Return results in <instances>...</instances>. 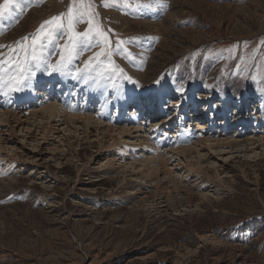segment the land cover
Returning <instances> with one entry per match:
<instances>
[{"label":"rangeland","instance_id":"obj_1","mask_svg":"<svg viewBox=\"0 0 264 264\" xmlns=\"http://www.w3.org/2000/svg\"><path fill=\"white\" fill-rule=\"evenodd\" d=\"M71 2L20 0L0 45ZM104 3L122 74L76 71L96 46L54 71L65 35L27 87L0 89V264H264V0Z\"/></svg>","mask_w":264,"mask_h":264},{"label":"snow or ice","instance_id":"obj_2","mask_svg":"<svg viewBox=\"0 0 264 264\" xmlns=\"http://www.w3.org/2000/svg\"><path fill=\"white\" fill-rule=\"evenodd\" d=\"M28 2L31 4L32 0H28ZM119 2L120 0H112V5ZM112 5L108 3V0H105V7ZM14 9L20 12L24 11L20 0H3L0 3V19L11 16ZM97 16L93 0H72L66 12L43 21L36 34L22 37L15 42L14 47L0 45V48H9L7 57L4 53H0V89L7 87L10 91L18 92L27 87L30 78L35 75L34 67L39 68L41 63H46L43 57L44 49L58 39L64 38L65 35L67 41L64 50L59 53L60 58L56 64L50 65L54 71L66 70L76 57L96 46L100 48V51L94 52L88 60L84 61V68H77L76 71L80 73L96 72L98 77H103L107 73L108 79H111L117 72L122 74L123 70L115 67L111 57L113 49L121 48L126 42L118 36L113 42L109 35L112 30L104 29L96 20ZM81 22L88 24L84 32L76 31V26ZM112 36H116V34L112 33ZM29 40L30 44L27 43ZM20 53L23 55L21 56ZM101 57L104 59L102 60ZM105 63H107V67L104 66ZM178 91H182V89H178Z\"/></svg>","mask_w":264,"mask_h":264},{"label":"bare ground","instance_id":"obj_3","mask_svg":"<svg viewBox=\"0 0 264 264\" xmlns=\"http://www.w3.org/2000/svg\"><path fill=\"white\" fill-rule=\"evenodd\" d=\"M54 74H56L55 76H53V77H56L57 78V75H58V73H54ZM89 74H92V73H89ZM95 75V74H94ZM60 76V75H59ZM53 77H52V80H53ZM88 77H89V75H88ZM92 77V76H91ZM94 77V76H93ZM98 77V76H97ZM96 78V77H95ZM95 78H91V79H95ZM83 81V80H82ZM50 82H51V80H50ZM60 82V81H59ZM62 82H64V81H62ZM66 82H64L63 83V87H67V85L65 84ZM85 83V84H84ZM83 84L84 85H90L91 84V80L90 79H87V80H85V82H84ZM123 83H125V82H123ZM97 84V83H96ZM110 84V83H109ZM119 85H120V83H119ZM71 86V85H70ZM121 86H123V85H121ZM59 87H61V85H60V83H59ZM84 87V86H83ZM74 87L72 86V87H70V93L71 94H73V93H75V92H73L72 91V89H73ZM66 89V88H65ZM101 89V88H100ZM59 90V89H58ZM78 89L76 88V91H77ZM87 90H89V91H96V87H92L91 88V86H89L88 88H87ZM25 91L27 92V89H25ZM99 91V90H98ZM101 91V90H100ZM40 92V91H39ZM104 92V91H103ZM40 94V93H39ZM67 94H69V92L67 93ZM83 94H87V93H83ZM92 94H93V92H92ZM101 94H103L102 93V91L101 92H97L96 94H95V96H97V98H99V99H101ZM70 95V94H69ZM75 95V94H74ZM88 95V94H87ZM159 95V94H158ZM67 96V95H66ZM103 96H104V94H103ZM160 96V95H159ZM69 97V96H68ZM67 97V98H68ZM94 98H96V97H94ZM104 98V97H103ZM153 98V97H152ZM74 99H78V97L76 96V98H73V97H70V100H71V102H72V100H74ZM85 99H88L87 101H89V100H91V96H88L87 98H85ZM134 99V98H133ZM109 101V100H108ZM136 101V100H135ZM74 102V101H73ZM126 102V101H125ZM103 103V102H102ZM150 103V102H149ZM239 104V103H238ZM237 104V105H238ZM54 105V104H53ZM52 104H47V105H45V106H43V108H41V110H39L40 112V115L39 116H42V117H40L41 118V120L43 119V118H47V119H49V118H52V116L54 115V112H55V110H56V107H55V105L53 106ZM216 105H218L219 106V108H220V110L221 109H224V108H226L225 107V102H223V104L221 105V104H216ZM189 107V106H188ZM209 107V106H208ZM136 108V107H135ZM206 108V107H205ZM228 108V107H227ZM234 108H235V111H234ZM234 108H233V113H236V116H239L238 115V113H239V111H242L241 109H240V104H239V106H234ZM107 109V108H106ZM105 109V110H106ZM150 109V108H149ZM58 110V109H57ZM225 110V109H224ZM63 110H58L57 111V113L59 114V116L61 115L62 116V114H60L61 112H62ZM213 111V110H212ZM228 111V110H227ZM66 112V111H65ZM5 114V113H4ZM7 114V113H6ZM34 114H35V112H34ZM64 114V113H63ZM68 114V113H67ZM169 114V113H168ZM209 114V113H208ZM228 114H229V112H228ZM228 114L226 113L225 114V116H224V120H221V121H219V123L220 122H223V123H225V124H227V120L226 119H229L230 117H232V120H230V121H236V116H233V114H230L229 116L230 117H228ZM7 115H9V114H7ZM10 115H13L14 116V121H16L17 123H20L22 120H20L21 118L19 117H16V113H14V112H12ZM261 115V114H260ZM37 116V115H36ZM59 116H58V118H59ZM65 116H66V114H65ZM65 116H62L61 117V119L62 120H64V118H66ZM72 116H75V114H69L67 117L69 118V120H71L72 119ZM77 116V118H79V117H81V115H76ZM85 116V118L83 117V119H85V121H90L91 119H92V115H90V114H87V115H84ZM223 116V115H222ZM5 118V117H4ZM222 118V117H221ZM220 118V119H221ZM60 119V118H59ZM20 120V121H19ZM213 120V122H216V120L215 119H212ZM218 120V119H217ZM91 121H93V120H91ZM244 121H246V119H244ZM218 122V121H217ZM229 122V121H228ZM230 123V122H229ZM117 127V126H116ZM138 128V127H137ZM107 130H111V129H107ZM112 130H115L116 131V129L114 128V129H112ZM122 130H120V132H121ZM125 131V130H124ZM119 133V132H118ZM120 134V133H119ZM200 135L201 134H198L197 136H199L200 137ZM203 136V135H202ZM202 138V137H201ZM198 140V139H197ZM203 141H205L206 140V138H203L202 139ZM198 141H201V139L200 140H198ZM201 143H202V141H201ZM222 145V144H221ZM235 145H237V144H235ZM186 151V150H185Z\"/></svg>","mask_w":264,"mask_h":264}]
</instances>
